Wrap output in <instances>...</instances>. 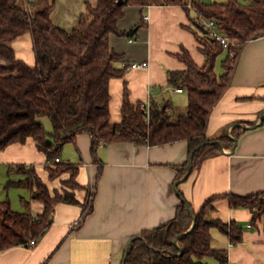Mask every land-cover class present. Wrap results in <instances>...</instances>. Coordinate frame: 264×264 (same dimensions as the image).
I'll list each match as a JSON object with an SVG mask.
<instances>
[{"label": "trees", "instance_id": "trees-1", "mask_svg": "<svg viewBox=\"0 0 264 264\" xmlns=\"http://www.w3.org/2000/svg\"><path fill=\"white\" fill-rule=\"evenodd\" d=\"M118 1L97 0V4L86 1L78 26L65 29L52 19L55 8L52 0H0V150L33 138L46 154L50 180L70 175L62 181L61 190L53 191L35 166H10L9 174L22 177L8 184L27 187L30 199L25 200V211L14 209L10 200L0 201V250L29 246L31 240L40 241L61 202L83 207L80 224L93 212L104 164L98 153L102 145L131 141L153 146L187 140L190 154L194 151L193 171L204 159L223 149L215 140L226 147L235 144L229 135L218 139L209 137L208 125L214 108L232 85L244 47L264 34V0L225 3L165 0L186 9L191 23L185 27L195 34L205 56L204 63L198 64L184 48L177 56L186 68L168 71L169 84L187 92V108L175 115L171 102L152 100L147 118V105L142 101L132 102L125 83L122 120L113 122L110 83L113 78L123 77L126 68L117 65L123 55L112 47L110 37L126 33L120 22L127 6L149 3V0H124L122 4ZM212 19L217 30L230 41L229 47L210 35L205 27V21ZM145 22L143 16L136 28ZM26 34L33 38L36 53L33 66L19 59L10 45ZM223 55V72L219 74L217 65ZM45 117L51 121V130L43 121ZM235 127L234 137L238 138L245 129ZM84 133L92 138L91 151L99 173L95 185L87 188L86 200L81 202L76 196V190L81 188L77 182L81 163L54 159L61 156L66 143L76 141ZM188 169L185 163L182 172ZM225 197L231 207L252 210L251 225L264 223V192L247 196L226 194ZM31 199L44 204L41 214L32 213ZM216 199L209 198L195 212L196 224L190 229L193 216L187 206L189 202L182 198L174 218L135 237L127 258L129 247L124 252L122 264H210L208 257L227 264V250L212 246V229L219 228L232 244H237L243 240L245 228L236 220L225 221L210 215Z\"/></svg>", "mask_w": 264, "mask_h": 264}, {"label": "crops", "instance_id": "crops-1", "mask_svg": "<svg viewBox=\"0 0 264 264\" xmlns=\"http://www.w3.org/2000/svg\"><path fill=\"white\" fill-rule=\"evenodd\" d=\"M52 1L55 3L52 19L65 29L78 26L86 1L97 4V0ZM125 13L120 26L126 33L110 37L112 47L123 55L117 65L126 68L123 77L113 78L110 83L112 121L122 120L125 83L132 102L168 101L172 104L171 110L187 108V92L180 87V91H176L178 87L169 84L168 71L186 68L177 56L184 48L198 64L204 63L205 56L195 34L185 27L191 23L188 12L180 4L149 0L146 6H127ZM144 15H149V20L136 28ZM10 45L19 59L35 65L36 53L30 34ZM134 62L144 66L132 67ZM262 112L264 34L244 47L232 85L210 117L207 134L211 138L224 135L233 138L235 125L245 129L234 149L224 146L186 176L189 169L182 170L185 163L189 168L191 156L187 140L153 146L131 141L102 145L98 153L104 164L93 212L77 225L83 207L59 203L54 220L40 241L33 246L16 245L0 250V264H122L130 241L144 230L174 218L182 198L198 212L212 197L217 199L210 215L225 221L236 220L245 228L243 240L237 244H232L219 228H213L212 246L227 250V264H264V223L259 221L249 227L252 210L231 207L225 197L226 194L247 196L264 192V124L247 127L260 122ZM91 144L89 134H80L76 141L64 145L60 156L63 161L81 163L77 177L81 188L76 190L81 202L86 200L87 188L95 185L99 173ZM46 163V154L33 138L0 150V170L6 167L9 173L13 164L35 166L51 190H61L62 181L70 175L50 180ZM18 175L20 179L22 175ZM28 196L30 199V191ZM30 205L35 216L44 211L40 200L31 199ZM207 261L221 264L215 257H208Z\"/></svg>", "mask_w": 264, "mask_h": 264}, {"label": "rangeland", "instance_id": "rangeland-1", "mask_svg": "<svg viewBox=\"0 0 264 264\" xmlns=\"http://www.w3.org/2000/svg\"><path fill=\"white\" fill-rule=\"evenodd\" d=\"M211 2H220L225 3L228 0H208ZM241 2H245V0H240ZM224 57L221 56L220 60L217 65V72L221 74L223 72V69L221 68V59ZM181 107V106H180ZM186 110V107L179 108L173 112V114L177 115L178 113L184 112ZM43 121L46 123L47 128L49 130L52 129V124L49 118L45 117L43 118ZM2 167V166H1ZM19 175L16 173L9 174L7 173V168L3 167L2 170H0V201L4 200H10L12 207L18 211H25V200H29V190L27 187H20L16 186L14 184H8L10 181H17L19 178ZM209 260V259H208ZM215 260V259H214ZM210 261V260H209Z\"/></svg>", "mask_w": 264, "mask_h": 264}, {"label": "built area", "instance_id": "built-area-1", "mask_svg": "<svg viewBox=\"0 0 264 264\" xmlns=\"http://www.w3.org/2000/svg\"><path fill=\"white\" fill-rule=\"evenodd\" d=\"M150 18L149 15H144V20L148 21ZM205 27L208 29L210 35H212L213 37L217 38L218 40H220L224 46L227 48L230 45V41L228 40V38L226 36H224L222 33H220L217 28H216V21L215 20H206L205 21ZM132 67H142L144 66L143 63L140 62H134L131 64ZM176 91H180V89H176ZM147 105L146 111H147V118H149V113H150V102L145 103ZM55 161L59 162L61 161V157H56L54 159ZM80 224V220L77 222V225ZM249 227H251V224L249 225ZM37 242L36 240H31L29 242L30 246L35 245Z\"/></svg>", "mask_w": 264, "mask_h": 264}, {"label": "water", "instance_id": "water-1", "mask_svg": "<svg viewBox=\"0 0 264 264\" xmlns=\"http://www.w3.org/2000/svg\"><path fill=\"white\" fill-rule=\"evenodd\" d=\"M123 1L124 0H119L118 2H119V4H122L123 3ZM264 120V112H262V114H261V120H260V122H258V123H255V124H252V125H250V126H247L248 128H254V127H256V126H258L259 124H261V122ZM234 138V140H235V144H234V146H233V149L236 147V145H237V142H238V138H236V137H233ZM215 142H219L220 144H221V146H222V148H224V145H223V143L220 141V140H215ZM193 155H194V151L192 152V154H191V156H190V160H189V171H188V173L186 174V176H188L190 173H191V171H192V164H191V162H192V158H193ZM188 208H189V211H190V213L192 214V216H193V224H192V226H191V228L190 229H192L193 227H194V225L196 224V220H197V216H196V213H195V211L193 210V208H192V206L188 203ZM189 229V230H190ZM186 233V232H185ZM135 239V237L130 241V246H129V248L127 249V252H126V255H125V258H127V256H128V254H129V252H130V248L132 247V242H133V240ZM177 243H178V241H177ZM182 249V248H181ZM183 251V250H182ZM125 264V263H124Z\"/></svg>", "mask_w": 264, "mask_h": 264}]
</instances>
